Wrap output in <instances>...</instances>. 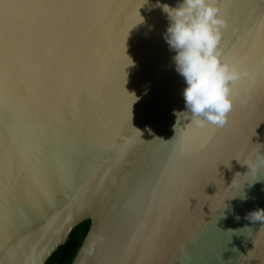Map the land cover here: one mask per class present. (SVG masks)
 Listing matches in <instances>:
<instances>
[{"label":"water","instance_id":"obj_1","mask_svg":"<svg viewBox=\"0 0 264 264\" xmlns=\"http://www.w3.org/2000/svg\"><path fill=\"white\" fill-rule=\"evenodd\" d=\"M181 2L0 0V264H45L85 220L72 264H264V165L242 164L264 154V0H218L255 75L219 128L176 115L155 5Z\"/></svg>","mask_w":264,"mask_h":264},{"label":"clouds","instance_id":"obj_2","mask_svg":"<svg viewBox=\"0 0 264 264\" xmlns=\"http://www.w3.org/2000/svg\"><path fill=\"white\" fill-rule=\"evenodd\" d=\"M155 7H161L170 21L165 40L176 52V71L187 84L183 91L186 111L177 112V117L178 113H187L199 128L225 126L237 100L243 105L250 99L233 86L254 81L255 75L223 56L220 42L227 23L218 0H182L176 7L159 3ZM242 164L257 172L256 181L264 165V154L260 153L252 163L245 160ZM248 218L264 222V209L249 213Z\"/></svg>","mask_w":264,"mask_h":264},{"label":"trees","instance_id":"obj_3","mask_svg":"<svg viewBox=\"0 0 264 264\" xmlns=\"http://www.w3.org/2000/svg\"><path fill=\"white\" fill-rule=\"evenodd\" d=\"M90 226V220L77 225L70 234L68 241L60 245L45 264H72Z\"/></svg>","mask_w":264,"mask_h":264}]
</instances>
